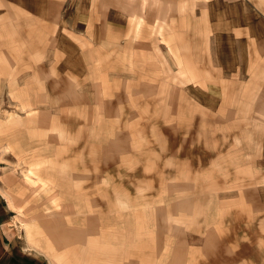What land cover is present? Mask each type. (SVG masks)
<instances>
[{"label":"rangeland","instance_id":"obj_1","mask_svg":"<svg viewBox=\"0 0 264 264\" xmlns=\"http://www.w3.org/2000/svg\"><path fill=\"white\" fill-rule=\"evenodd\" d=\"M55 2L13 41L0 5V122L69 164L41 166L22 216L4 181L26 168L0 150V264H264V49L239 40L248 56L220 64L215 32L262 27L264 0ZM31 217L60 253L28 240Z\"/></svg>","mask_w":264,"mask_h":264},{"label":"bare ground","instance_id":"obj_2","mask_svg":"<svg viewBox=\"0 0 264 264\" xmlns=\"http://www.w3.org/2000/svg\"><path fill=\"white\" fill-rule=\"evenodd\" d=\"M145 5H146L145 2L141 3L140 9L145 7ZM160 8L162 9L163 7L161 6ZM12 35H14V33L10 34V36ZM262 111H263L262 120H264V108L262 109ZM13 122H15L17 125L21 123L20 120L17 119L13 120ZM4 126L5 124L0 122V150L1 149L4 150V154L7 155L9 154V149H13L16 157L18 158L19 163L21 165H24L26 168V172H24L25 176L23 178L22 177L19 178L20 176L18 177L16 174L15 175L10 174L7 177H5L4 183L6 184L8 189L7 195L10 198L9 199L10 203L14 205V208L16 207L17 209H20L18 211L22 216H26L24 209H26L29 205H31V199L37 197V195L33 193V189L34 188L37 189L42 183L45 184L44 178L38 173V171L41 169V166L47 165L52 170L57 171L59 168L57 167V165L61 166L62 164L63 168L69 169V164L67 165L65 163H60V162H58L57 164L53 161L54 163L53 164L54 168H53L49 158L47 161H36L35 156L30 155L28 149L29 147L22 146L21 144H19L17 142L16 137L14 136L13 138L12 134H10V132H8L4 128ZM30 156H32L33 158L32 161L33 163L28 162V158ZM57 156L59 157V154H57ZM57 180L58 179L54 178L53 181L51 179H49L48 181L51 183L52 182L55 183L56 187H60ZM33 202L37 203V201L34 200ZM23 225L25 227V231L29 241L33 242L36 245H40V244L43 245L44 236H47V248L54 249L55 255L60 253L64 245V241L61 237H59L57 227L47 225L44 222H38L37 219L32 217L25 219ZM70 254L72 256V252H70ZM55 259L57 261V264H75L72 257L71 259H67V257L64 254H60L58 257L55 256Z\"/></svg>","mask_w":264,"mask_h":264},{"label":"crops","instance_id":"obj_3","mask_svg":"<svg viewBox=\"0 0 264 264\" xmlns=\"http://www.w3.org/2000/svg\"><path fill=\"white\" fill-rule=\"evenodd\" d=\"M50 1V6L52 8V10L56 9L57 10V6H56V0H49ZM231 1H246L248 2L249 0H231ZM3 4H2V3ZM0 5L4 6L6 5L7 7H9V12L11 11L12 14L7 13L6 15H11L8 16L9 18H5L3 20V22L5 21V23H7V20H10L11 22H8V25H12L13 29L8 28L9 30H11L13 32H16L17 29H15V27L17 26L18 28H22L21 25L18 24V20L17 17H23V19H28L31 16L38 18L40 21L43 20V15H46V0H1ZM260 13L263 15L264 17V13H262V11H260ZM5 14V13H3ZM231 16L234 15L233 11L231 10L230 13ZM16 15V16H15ZM15 16V17H14ZM262 20H264V18H261ZM232 22L231 23H227V24H221L220 22H217V28L215 30L216 33H219L216 36V40L218 42H220L221 44H218V48H217V59L220 62V64H224V65H235L238 64L240 62H243L242 59L240 60V58H242V56H248V51H244L243 53V49L242 45L240 46L239 40L242 39H252L254 40V42L256 44L259 43V45H257V47L262 46V48L264 49V23H262V27L258 26L256 27L254 24H246V25H237L236 20L234 19V17L231 18ZM260 24V22H259ZM0 31L3 32V29H5L6 24H0ZM260 27V28H259ZM19 30V29H18ZM255 32H262L261 36H258L257 34H255ZM9 33L8 35H2L4 36V40H12L14 38V35L10 36ZM7 40V41H8ZM224 42V43H223ZM13 43H17V41L15 40ZM16 48H21L22 46H18L15 45ZM252 46L251 48L254 49V45H252L251 43L248 44V47ZM247 47V48H248ZM23 48V47H22ZM37 61H40L42 58V54L41 53H37V55L35 56ZM240 60V61H239ZM256 62V61H255ZM258 62V61H257ZM231 67V66H230ZM224 69V68H223ZM225 69H229V68H225ZM250 110H253V108H250ZM264 176V175H263Z\"/></svg>","mask_w":264,"mask_h":264}]
</instances>
